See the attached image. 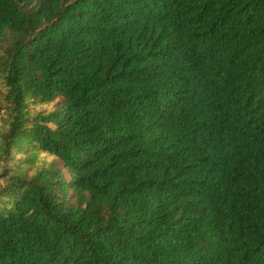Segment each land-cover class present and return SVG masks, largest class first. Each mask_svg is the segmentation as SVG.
<instances>
[{
  "label": "trees",
  "instance_id": "16d2710c",
  "mask_svg": "<svg viewBox=\"0 0 264 264\" xmlns=\"http://www.w3.org/2000/svg\"><path fill=\"white\" fill-rule=\"evenodd\" d=\"M0 264H264V0H0Z\"/></svg>",
  "mask_w": 264,
  "mask_h": 264
}]
</instances>
